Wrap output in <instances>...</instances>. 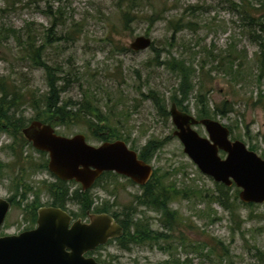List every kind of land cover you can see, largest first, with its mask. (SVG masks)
Segmentation results:
<instances>
[{
  "label": "rangeland",
  "instance_id": "rangeland-1",
  "mask_svg": "<svg viewBox=\"0 0 264 264\" xmlns=\"http://www.w3.org/2000/svg\"><path fill=\"white\" fill-rule=\"evenodd\" d=\"M123 1L0 0V25L5 28L19 30L26 22H31L38 30L35 36L41 38L44 29L53 27L55 18L57 25L51 32V39L67 32L75 38L73 42L61 40L46 46L43 60L51 65L67 62L64 69L71 70L76 76L78 72L83 74L82 81H91L101 95L109 84V108L119 105V109L114 111L117 120L109 126L117 127L121 140H126L129 148L139 154L149 140L163 142L148 162L154 174L146 188L161 185L181 192L178 195L170 192L173 200L169 204V208L177 213L179 228L174 222L169 232L163 226L162 213L139 204L137 198L142 196L144 189L130 184L123 177L105 174L99 182L104 188L98 191V195L102 200L109 199L112 211L132 209L134 224H144L142 220L148 217L155 232H167L173 237L156 244L152 240L130 244L127 252L112 247L110 252L117 254L121 264H260L257 251L264 254V204H243L238 198L237 188H222L202 174L185 155L180 141L173 136L175 128L170 115L164 119L156 109L165 106L169 112L179 82L166 65H158V62L183 58L195 71L191 76L195 86L188 98L177 104L178 109L200 118L202 105L195 101L200 82L202 94L208 92L210 119L228 127L231 140L243 142L264 160V78L257 82L255 77H251L250 82L230 87L228 76L213 69L212 59L208 56L223 54L232 42L237 51L247 55L243 71L258 75L259 67L254 60L257 46L249 41L247 33L241 31L238 15L227 3L238 0H135L132 12L136 19L127 30L121 24L119 8L130 10V2L121 7ZM190 7L195 9L190 10ZM58 8H61L62 15L55 13ZM154 11H163L164 14L155 25L149 26L147 18ZM182 16L190 22V28L177 33L173 41L168 22ZM138 36L149 37L151 46L144 50H131L129 44ZM123 48L125 51H121ZM18 52L16 43L12 41L0 45V75L9 76L20 86L43 96L47 90L43 70L32 67ZM201 66L203 75H200ZM209 70L212 72L207 73ZM74 79L75 83L65 97L78 95V79ZM148 95L161 100L160 107L156 101L148 99ZM224 100L233 102V111L226 116L214 114V105ZM122 110L124 112H120ZM22 111L27 125L34 117L33 111ZM54 128L56 133L65 137L83 134L89 144L101 143L96 135L98 130H90L84 123ZM195 130L206 136L202 126H196ZM20 150L23 151L21 155ZM220 156L224 157V154L220 153ZM47 159V155L27 145L21 148L14 138L0 133V164L3 165L0 168V197H9L14 190L22 193L23 190L19 189L22 185L37 186L42 180L52 182L50 174L42 168ZM68 185L75 187L76 184ZM219 191L229 198L228 209L214 200ZM41 196L45 198L44 194ZM22 214L19 206H12L6 221L9 226L6 233H15L20 228ZM181 234L184 237L182 243L179 241ZM212 240L223 242L228 249L227 256L217 257L223 249ZM211 244L216 247L217 255L211 254Z\"/></svg>",
  "mask_w": 264,
  "mask_h": 264
},
{
  "label": "trees",
  "instance_id": "trees-1",
  "mask_svg": "<svg viewBox=\"0 0 264 264\" xmlns=\"http://www.w3.org/2000/svg\"><path fill=\"white\" fill-rule=\"evenodd\" d=\"M128 2H130V10L119 8L120 21L125 30L129 29L131 24L136 19L134 13L132 12V9L135 7V0H124L121 7L126 5ZM227 3L230 8L236 11L239 22L238 25L241 31H243V33H247L246 35H248L249 41L257 46V52L254 60L258 64L259 73L257 76H254L251 71H243V68L247 63V55L243 51H237L236 45L232 44V42L227 46L223 54L218 53L208 55L212 59V67L215 70L223 71L224 74L228 76V83L230 87H234V85L241 82H250L251 77H255L256 81L260 82L261 79L264 78V0H238L237 2L227 1ZM194 9L195 8L190 7V10ZM55 13L62 15L61 8H58ZM163 14V11H154V13L147 18L149 26L155 25L157 21L162 19ZM49 16H52V13H50ZM56 25V20L54 18L53 27L49 30L44 29V31L41 32V38L35 36V33L38 32V30L34 27L35 24L31 22H26L23 28L19 30L5 28L4 25H0V45L7 41L16 43V46L19 49L18 53L23 54L22 59L27 61L32 67L43 70L47 87L46 93L43 96H37L31 89L20 86L17 81L11 79L9 76L0 75V133H5L11 138H14L15 143H18L21 148L26 145L31 147L30 143L21 133V130L30 123L29 122L25 125L22 109H30L34 114L31 121L39 120L50 124L53 127L84 123L90 130H98V134L96 135L97 139L101 142L121 140L122 135L117 130V127L115 125L109 126L110 123H113V120H117V116L114 115V111L119 109L118 104H115L114 108H109V84L103 88L105 92L101 95L98 88L94 87L91 81L87 79L82 81L84 78L83 74L78 72L76 76L72 74L71 70L64 69L67 62L55 63L51 65L43 60L46 46H50L55 42H60L61 40H65V43L68 41L73 42L75 40L69 32L52 40L50 35ZM168 25L172 31L170 39L173 41H175L177 33L185 29L189 30L190 28V22L185 21V16L180 17L176 21L170 20ZM121 51H125V49L123 48ZM156 56L159 57V54H156ZM163 64L166 65L167 69L172 71L179 80L176 90L177 94L172 99L177 106V104H180L184 99L186 100L189 94L194 91L195 85L192 83L191 76L195 71L183 58L158 62V65ZM200 70V75H203L202 66L200 67ZM209 72L211 73L212 70H209L207 73ZM74 77H77L78 79L79 93L74 98L65 97L67 90L75 83ZM198 83L199 90H197L195 95V101L197 105H202V108L199 111V117L201 119L210 118L211 114L208 111V92L206 91L202 94L203 87L200 82ZM110 88L112 89V87ZM178 96L180 98H178ZM149 98L152 101H156V105L160 107L161 100L158 101L157 98L155 99V97L148 95V99ZM261 98L262 97H260V99ZM233 105V102L230 100H224L220 104H215L214 114L226 116L233 111ZM156 109L162 118L167 119L169 117L170 114L166 110L165 106ZM120 112L124 111L122 110ZM13 145L14 143L10 145L8 149L11 150ZM162 146L163 142L149 140L141 149L139 158L147 163L150 162L152 157ZM12 153L15 154L14 151H12ZM22 153L23 151L20 150L19 155ZM2 167L3 165L0 164V168ZM42 168L45 170L47 169L45 163H43ZM58 182L60 184H64L62 181L58 180ZM219 186L222 188L226 187L222 184H219ZM63 192H65V190H63ZM170 192L174 195L181 193L178 190L175 191L171 188L168 189L158 185L146 190L144 194V201L139 200V204L156 209L162 213V223H164L163 226L166 227L169 232L173 229L172 224H174V222L179 228L177 213L172 211L168 205L173 200V196H170ZM182 196L185 197L186 195ZM137 199H139V197ZM228 199L229 198L221 192L218 194V197H214L216 203L221 205L224 209L229 208L227 203ZM132 212L133 210L129 209L130 219L132 217ZM131 224L135 231H132L131 234L126 233L127 240L131 244H141L144 241L149 240H152L153 244H156L159 243L160 240L166 241L173 238L170 234H167V232L165 234H154L152 237L147 234L149 232L140 227L139 224H134L133 222H131ZM132 226H129L130 230H134L131 229ZM182 238L184 237L181 234L179 238L180 243H182ZM212 241L223 249V251L221 255H217L216 247L211 244V248L209 249L211 254L217 255L218 258H221L223 255L227 256L228 249L225 247L223 242L218 240ZM161 249L165 250V248ZM257 258L260 264H264L263 253L257 251ZM176 263H178V261H176Z\"/></svg>",
  "mask_w": 264,
  "mask_h": 264
},
{
  "label": "water",
  "instance_id": "water-1",
  "mask_svg": "<svg viewBox=\"0 0 264 264\" xmlns=\"http://www.w3.org/2000/svg\"><path fill=\"white\" fill-rule=\"evenodd\" d=\"M151 44L149 37L138 36L129 48L139 51ZM169 114L175 128L173 136L202 174L215 183L237 188L243 204H264V160L260 156L243 142L231 140L228 127L218 121L196 119L179 110L175 103L171 104ZM198 125L206 136L195 130ZM21 133L35 150L47 154V169L53 176L74 181L84 189L104 172H115L141 186L153 175L151 164L140 159L123 140L92 145L83 134L65 137L57 134L52 125L39 120L30 121ZM8 209L9 203L0 198V226ZM37 214L35 230L0 237V264H97L82 256L86 249L83 240L89 242L92 238L94 243L97 236L98 243L122 235V229L106 214L91 217L89 226L75 224L70 230L67 229L70 217L59 208H41Z\"/></svg>",
  "mask_w": 264,
  "mask_h": 264
},
{
  "label": "flooded vegetation",
  "instance_id": "flooded-vegetation-1",
  "mask_svg": "<svg viewBox=\"0 0 264 264\" xmlns=\"http://www.w3.org/2000/svg\"><path fill=\"white\" fill-rule=\"evenodd\" d=\"M45 171L48 172L52 177V182L42 180L37 186L22 185L21 187H19V189L23 190L22 193H19L18 190H14L9 197H0L1 199H4L9 203V209L5 215L2 225L0 226V237L19 235L24 232L35 230L38 227L37 212L41 208H59L65 213H67V215L70 217L69 224L67 227L68 230H70L75 224L80 225V227L89 226L91 225V217L106 214L110 216L113 221L122 229V235L110 239L109 237L102 240L100 238L101 241H99L98 243L97 236L96 241L94 243L92 241V238L91 240H89V242L83 240L82 246L86 247V249L82 256L85 259H92L97 264H121L118 260L117 254H115V252L111 253L110 249L112 247H116L115 250L123 252H127L129 249L128 247L131 243L128 242L125 235L126 233L131 234L133 231L129 229V226H132V221L129 215V209H126L125 212L112 211L113 205L109 203V199L102 200L98 195V191H101L104 188L103 183L100 184L99 182L103 179L105 174H109L110 177H123L124 179H127L130 184L139 186L141 189H144L142 196L139 197V200L141 199L144 201V194L149 187L148 186L146 188V186L150 184V181L153 179V175L148 183L141 186L135 184L129 178L117 174L115 172H104L94 181V183L90 187L84 189L80 184L74 181H63L56 178L48 171V169H46ZM58 180L64 182V184H60ZM68 184L76 185L75 187H70ZM63 190H65V192H63ZM41 194H44L45 198H42ZM29 196L30 199H28ZM14 205L19 206L20 209H22L23 211L21 221L22 225L17 231H15V233H6L5 229L9 227L6 224L7 217L12 206ZM147 209L152 210L150 207H148ZM142 221L144 222V224L140 223L139 226L149 232L147 234L152 237L154 234H160L158 232H155V230L151 228V219H149L148 217H144ZM131 229H134V227L132 226ZM66 251L70 252V250L68 249H66Z\"/></svg>",
  "mask_w": 264,
  "mask_h": 264
}]
</instances>
